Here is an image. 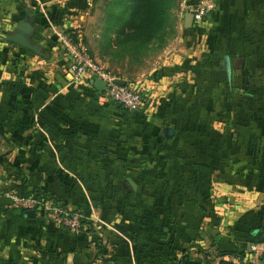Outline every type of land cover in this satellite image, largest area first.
I'll list each match as a JSON object with an SVG mask.
<instances>
[{
	"label": "crops",
	"instance_id": "0c3cea01",
	"mask_svg": "<svg viewBox=\"0 0 264 264\" xmlns=\"http://www.w3.org/2000/svg\"><path fill=\"white\" fill-rule=\"evenodd\" d=\"M81 1L0 0V264H262L264 0H215L189 29L178 13L158 62L118 78L134 112L68 75L56 33ZM19 172L100 249L13 206Z\"/></svg>",
	"mask_w": 264,
	"mask_h": 264
},
{
	"label": "rangeland",
	"instance_id": "374dc122",
	"mask_svg": "<svg viewBox=\"0 0 264 264\" xmlns=\"http://www.w3.org/2000/svg\"><path fill=\"white\" fill-rule=\"evenodd\" d=\"M180 1L172 0L150 25L140 22L136 4L129 0H83L73 11L68 9L67 18L81 27L97 62L116 77L134 82L158 62L176 36Z\"/></svg>",
	"mask_w": 264,
	"mask_h": 264
},
{
	"label": "built area",
	"instance_id": "2783aa9c",
	"mask_svg": "<svg viewBox=\"0 0 264 264\" xmlns=\"http://www.w3.org/2000/svg\"><path fill=\"white\" fill-rule=\"evenodd\" d=\"M215 7V0H181L180 13H191L192 25H199L205 15ZM58 41L64 47L68 56L66 69L71 79L79 80L84 74L92 78L104 81V90L101 92L107 99L119 104L123 109L133 112L143 108V93L140 89L125 84H118L116 77L111 71L101 65L91 55L85 41L84 33L78 25H67L56 33ZM11 204L15 207L33 209L41 206L44 215L72 233L81 231V214L60 204L49 201L43 202L31 197H19L11 195ZM264 264V262L262 263Z\"/></svg>",
	"mask_w": 264,
	"mask_h": 264
},
{
	"label": "trees",
	"instance_id": "16d2710c",
	"mask_svg": "<svg viewBox=\"0 0 264 264\" xmlns=\"http://www.w3.org/2000/svg\"><path fill=\"white\" fill-rule=\"evenodd\" d=\"M129 1L136 4L135 9L137 11H139V15L141 16L140 22L142 24H145V25H150L151 22H153V23L158 22L157 13H161L166 7H169L172 0H129ZM144 97H145V95L143 94V99H144ZM119 108L122 110H125L121 106H119ZM142 110H143V108L140 110H137V111H142ZM125 111H127V110H125ZM18 176H20L19 185H16V186L12 185L9 187L10 189H13L15 191L14 193L16 195H19L21 197H35V196H37L36 194H40V191L36 190L34 187L31 189L28 188V186L26 185V178L22 175V173L19 172ZM42 201L45 202V200H42ZM53 203L54 204H60L63 207H67L66 205L59 203L57 201H53ZM72 210H74V209H72ZM74 211H77L82 215L80 218L81 231L79 233H75V234H80L82 232L89 233L91 236L92 242H94L95 246L100 249V245H99L100 237L97 234L95 227L93 226L92 222L90 220H87L83 216L81 211H78V210H74ZM58 225H60V224H58ZM60 226L65 228L62 225H60ZM100 252H102V250H100ZM226 252L227 251H221L219 254L224 255V254H226ZM175 264H187V262L185 261V259H180ZM219 264H240V263H234L233 261L221 259ZM246 264H249V263H246Z\"/></svg>",
	"mask_w": 264,
	"mask_h": 264
},
{
	"label": "water",
	"instance_id": "95a60500",
	"mask_svg": "<svg viewBox=\"0 0 264 264\" xmlns=\"http://www.w3.org/2000/svg\"><path fill=\"white\" fill-rule=\"evenodd\" d=\"M192 23H193V17H192V14L188 12V13H187V24H184V27L187 28V29H189V28L192 27ZM93 83H94V86H95V88H96L97 90H99V91H101V92L104 90V85H105V83H104L103 80H101V79H99V78H95V79L93 80ZM117 83H118V84H125V81H123V80H119V79H118V80H117ZM117 105L119 106V104H117ZM129 182H130V184L134 187L133 182H132L131 180H129ZM25 214L28 215V216L33 217V216H35V210H33V209H28V210L25 211Z\"/></svg>",
	"mask_w": 264,
	"mask_h": 264
}]
</instances>
